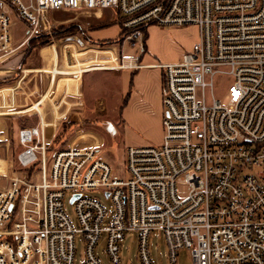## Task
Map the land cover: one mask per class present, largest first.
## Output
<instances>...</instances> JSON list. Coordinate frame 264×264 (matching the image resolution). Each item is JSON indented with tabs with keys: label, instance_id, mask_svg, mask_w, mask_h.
Returning <instances> with one entry per match:
<instances>
[{
	"label": "built area",
	"instance_id": "2783aa9c",
	"mask_svg": "<svg viewBox=\"0 0 264 264\" xmlns=\"http://www.w3.org/2000/svg\"><path fill=\"white\" fill-rule=\"evenodd\" d=\"M102 10L114 11L122 42L97 46L114 66L90 69H141L148 29H198L190 52L154 65L163 70L162 141L127 147L128 175L118 179L99 158V141L51 148L66 114L48 102L54 115L46 122L48 92L11 115L37 120L18 127L15 162L0 170V264H74L77 237L84 244L81 264H102L96 255L102 236L111 264H121L126 234L136 236L139 262L152 264V232L164 240L168 264H177L181 250L192 264H264V0H0V76L22 75L6 92L12 106L26 76L50 75L43 68L5 69L30 38L56 53L58 71L75 67L76 46L67 48L74 42L58 46L48 14ZM12 15L29 30L15 48ZM124 44L136 52L132 58L123 56ZM219 75L230 78L223 99L213 93ZM92 192L110 199L111 213L86 196ZM67 199L78 229L64 213Z\"/></svg>",
	"mask_w": 264,
	"mask_h": 264
},
{
	"label": "rangeland",
	"instance_id": "374dc122",
	"mask_svg": "<svg viewBox=\"0 0 264 264\" xmlns=\"http://www.w3.org/2000/svg\"><path fill=\"white\" fill-rule=\"evenodd\" d=\"M102 16L99 21H93L94 17L87 13H81L77 11L65 12H50L48 14L49 21L53 27L64 26V27H73V25L80 26L87 20H92L94 23L91 25L92 28L98 29L92 31L91 38L94 40L104 41V40H114L117 38L119 33V26L116 24L114 18V11L112 10H102ZM11 37L10 42L15 48L16 45L23 42L27 37L29 32L28 27L23 24L20 19L15 15L11 17ZM87 28H90V26ZM81 29H83L81 27ZM73 36H70V40H64V38L56 40L59 47H62L65 42L70 43L72 41L78 42L80 44V50L76 48L75 54L77 57L72 61V66H75L73 69H63L60 70L66 71L67 74L70 72L78 71L79 69H88L92 67H111L114 66L113 63H105L104 61H109L110 57L107 54L100 52L97 47L98 44L91 43L82 32L78 33L72 30ZM147 36L149 41L146 42L147 52L153 54L160 62H165L172 59L175 56L170 47L166 45V40L162 37V34L158 33L154 29H148ZM174 36V35H173ZM177 40L179 46L183 48L185 53L190 52V45L195 43L198 40V29L195 26H189L182 28L181 32L175 33L174 36ZM175 38H173L175 40ZM98 41V42H99ZM41 41H32L29 45H25L19 50L16 51L14 57L6 64L5 69H13L16 66L31 69H41L44 67L46 62V55L40 51L44 48H48L46 43L42 44ZM73 43V42H72ZM90 47L88 54L86 49L83 47ZM193 45V44H192ZM74 46V43L67 47L69 49ZM190 47V48H189ZM92 48V49H91ZM114 48V47H113ZM188 49V50H187ZM92 51V52H90ZM166 51L167 56L162 53ZM153 52V53H152ZM122 53L126 57H132L135 54L133 49H130L127 44H124L122 47ZM80 54V55H79ZM83 54V55H82ZM121 54V49L119 46L115 47L113 57H118ZM122 55V54H121ZM57 56H54V63L56 62ZM96 61V63H89L90 61ZM83 65V66H82ZM49 67L45 66L44 70H47ZM59 70V71H60ZM111 74L115 77L117 76L116 70H92L82 74H75L74 76H56L53 85L50 84V75L49 74H40V73H31V75L26 76V78L20 82V87L15 91V106L9 100V93L3 92L5 96L4 109L0 110L3 116H0V170L4 167H8L10 164H14L15 155L19 151L18 145L16 143V134L18 127L20 126H30L36 122L37 117L35 115H24V116H11L20 113L19 111L27 109L17 108V106L26 105L28 99L27 97L35 91L37 95L44 96L49 92L47 103L45 108H50L53 104V107L59 108V116L66 114L61 121L57 131L54 134V137L51 142V148L57 150L60 148L57 142V137L62 135L63 128L61 124L64 122H69L71 116H77L80 121L79 127L71 126V128L66 132V138L69 142L74 140L79 143L84 144H95L96 141H99V153L98 156L104 161H107L113 171V176L118 179L127 178V169L125 161V149L123 146L122 140H120L117 131L120 128V113L122 108V98L116 97V92L113 87L109 86L106 82V75ZM22 75L14 77L13 75H2L0 76V91L3 89H12V87L18 82L19 78ZM79 77V78H78ZM214 91L216 98L223 99L226 95L227 88L230 84V78L219 75L214 78ZM35 87V88H34ZM10 92V90L8 91ZM1 96V94H0ZM36 96V94H34ZM29 99L35 101L31 95ZM0 106H2V101L0 100ZM30 106V105H27ZM70 107L68 113L66 109ZM17 108V109H16ZM117 130V131H116ZM84 137V139L77 136ZM157 139L156 136H152ZM2 138V139H1ZM65 139V140H66ZM96 140V141H95ZM61 144V143H60ZM65 143L64 146H66ZM89 145V144H88ZM153 145V144H152ZM88 197H95L98 199L104 206L107 213L112 211V203L110 199L105 198L102 193L92 192L87 194ZM64 213L69 218L73 227L78 229V223L76 214H74V208L70 204L69 199L64 204ZM149 255L152 261V264H168L166 258V245L161 235L156 232H152L149 237ZM120 252L121 264H141L138 260L137 255V241L134 234H126ZM99 245L96 248V255L99 257L102 264H111L108 256L105 254V242L104 236L101 237ZM75 260L74 264H81L84 257V244L81 241L80 237H77L75 240ZM177 264H192L190 254L186 250H181L178 252Z\"/></svg>",
	"mask_w": 264,
	"mask_h": 264
},
{
	"label": "crops",
	"instance_id": "0c3cea01",
	"mask_svg": "<svg viewBox=\"0 0 264 264\" xmlns=\"http://www.w3.org/2000/svg\"><path fill=\"white\" fill-rule=\"evenodd\" d=\"M102 12L103 11L99 13H89V14H91L94 17V19H92L93 21L95 20L99 23L101 16L103 15ZM92 20L90 21L87 20L83 24H81V27L83 29H81V27L78 25L76 32L78 33L82 32L83 35L87 39L90 40V42H98L99 40L96 41L91 38V34L94 31L98 30V29L92 28L93 25H91V22L92 24L94 23ZM87 26L88 27L90 26V28H87ZM152 29L156 30L159 34L160 33L162 34V37L164 38V40H166V45L170 47L171 51H173V53L175 54V56L172 57V59L168 61H175L183 53H185V51H183V48L178 45L177 40L174 37L175 33L181 32L182 29H176V28L174 29L152 28ZM173 38H175V40ZM149 40L150 39L148 38L147 42ZM72 42H74V45L77 47V49L80 50V46H79L80 44H78V42H75V41H72ZM99 42H102V41H99ZM192 44L190 45V47L192 46ZM89 48L90 47L88 48L83 47V49H86L87 51ZM40 51H42L46 55L45 56L46 62L43 68H45V66L49 67L45 71L50 73L52 77V81H51L52 83L51 86H52L55 81L56 75H60V74L66 75L67 73L66 71H58L57 69L54 68L56 64V62L54 63V56H57L55 55L56 53H54L49 48H44L43 50H40ZM146 52H147V46H146ZM162 53L165 54V56H167L168 52L162 51ZM123 56L126 57L124 53H123ZM127 58H132V57H127ZM139 61H140L139 64L143 67L141 69L118 70L116 71L117 73L116 79L110 73L106 75V82L109 86L113 87L114 91L116 92L115 96L117 98L118 97L122 98L123 105L120 110L121 111L120 113V125L121 126L119 130L118 131L116 130V131H117V134L120 140H122L123 142L124 148L158 146L162 141L161 120L163 116V109H162L161 102H162V97H163L162 93H163V88H164L163 70L162 69L160 70L154 66L155 64L159 62V60L153 54L149 52H147L145 56L140 57ZM94 63H96L95 60H94ZM66 66L70 67L69 64H67ZM13 69H7V70L10 71ZM91 70L95 71L98 69L96 68H93V69L88 68V69H83V70L80 69L76 72H70L69 74H72V75L76 73L80 74L82 72L85 73ZM32 72H34V70ZM28 73L30 74L31 72H28ZM7 91H9V89L2 90V92H7ZM35 91H37L36 88H35ZM35 91H33L30 94L31 97L35 100L34 102L32 99H29L30 97L29 95L27 97L28 101L26 105L17 106V108H25V107L28 108L33 103H35L38 100V98L42 97V96L37 95ZM34 94H36V96H34ZM15 97H17V94L16 96H14V99ZM13 104L15 106V100ZM27 105H30V106H27ZM54 108L56 109V113L59 115L58 112H59L60 107L59 108L54 107ZM67 109L69 110L70 107H68ZM42 112L44 113L46 122L50 123L54 115L52 113V108L51 107L45 108V105H44L42 108ZM156 135L158 136L157 139H155V137H152Z\"/></svg>",
	"mask_w": 264,
	"mask_h": 264
},
{
	"label": "trees",
	"instance_id": "16d2710c",
	"mask_svg": "<svg viewBox=\"0 0 264 264\" xmlns=\"http://www.w3.org/2000/svg\"><path fill=\"white\" fill-rule=\"evenodd\" d=\"M77 28L78 26L76 25H73V27H64V26H58L57 28H54L53 29V35H54V38L56 40H59V39H62V38H67L69 39L70 36H73L74 33H72V30H74L75 32L77 31ZM145 49H146V42L148 40V36H147V32H145ZM32 41H36L35 38H30V40H28V43L27 45H29ZM122 42V38L120 36L117 37L116 40H104L102 42H91V43H94V44H98V46H102V45H116L117 43H121ZM45 43V42H44ZM42 43V44H44ZM2 84V81H0V85ZM71 124L68 122H64L61 124V127L63 128L62 130V135L57 137V142L62 146V145H65L66 141H67V137H66V132L71 128ZM67 138V139H66ZM66 139V140H65ZM58 144V145H59Z\"/></svg>",
	"mask_w": 264,
	"mask_h": 264
},
{
	"label": "water",
	"instance_id": "95a60500",
	"mask_svg": "<svg viewBox=\"0 0 264 264\" xmlns=\"http://www.w3.org/2000/svg\"><path fill=\"white\" fill-rule=\"evenodd\" d=\"M69 123H70L71 125L75 126V127H79V126H80V121H79V119H78L77 116H71V117L69 118Z\"/></svg>",
	"mask_w": 264,
	"mask_h": 264
}]
</instances>
